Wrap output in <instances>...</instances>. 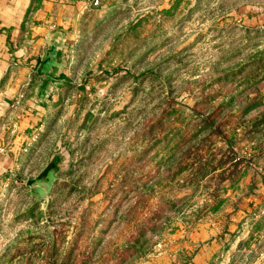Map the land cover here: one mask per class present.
Here are the masks:
<instances>
[{"label": "rangeland", "instance_id": "obj_1", "mask_svg": "<svg viewBox=\"0 0 264 264\" xmlns=\"http://www.w3.org/2000/svg\"><path fill=\"white\" fill-rule=\"evenodd\" d=\"M52 43L0 264H264V0H99Z\"/></svg>", "mask_w": 264, "mask_h": 264}, {"label": "crops", "instance_id": "obj_2", "mask_svg": "<svg viewBox=\"0 0 264 264\" xmlns=\"http://www.w3.org/2000/svg\"><path fill=\"white\" fill-rule=\"evenodd\" d=\"M92 4L93 0H0V178L16 165L18 125L27 113L22 107L33 99L39 62L56 33Z\"/></svg>", "mask_w": 264, "mask_h": 264}, {"label": "water", "instance_id": "obj_3", "mask_svg": "<svg viewBox=\"0 0 264 264\" xmlns=\"http://www.w3.org/2000/svg\"><path fill=\"white\" fill-rule=\"evenodd\" d=\"M59 63V55L55 43H51L50 48L46 51L43 59L40 61L36 68V73L40 78V83L37 84L34 97H42L47 93V88L50 83L59 81L60 77L56 76V69ZM54 161L50 162L38 175L37 178L29 180L30 183L35 181L44 182L47 180V176L54 170Z\"/></svg>", "mask_w": 264, "mask_h": 264}, {"label": "built area", "instance_id": "obj_4", "mask_svg": "<svg viewBox=\"0 0 264 264\" xmlns=\"http://www.w3.org/2000/svg\"><path fill=\"white\" fill-rule=\"evenodd\" d=\"M98 2H99V0H93V4H97Z\"/></svg>", "mask_w": 264, "mask_h": 264}, {"label": "trees", "instance_id": "obj_5", "mask_svg": "<svg viewBox=\"0 0 264 264\" xmlns=\"http://www.w3.org/2000/svg\"><path fill=\"white\" fill-rule=\"evenodd\" d=\"M40 63V62H39Z\"/></svg>", "mask_w": 264, "mask_h": 264}]
</instances>
